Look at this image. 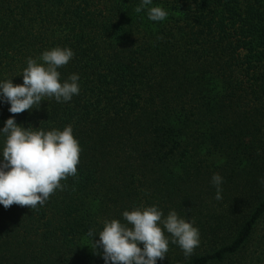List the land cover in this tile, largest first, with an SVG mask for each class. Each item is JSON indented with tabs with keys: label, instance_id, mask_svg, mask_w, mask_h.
<instances>
[{
	"label": "trees",
	"instance_id": "trees-1",
	"mask_svg": "<svg viewBox=\"0 0 264 264\" xmlns=\"http://www.w3.org/2000/svg\"><path fill=\"white\" fill-rule=\"evenodd\" d=\"M139 4L0 0V80L22 84L27 58L55 46L75 53L61 80L80 76L71 101L16 122L72 125L81 148L43 206L0 205V264H104L89 229L153 204L200 232L190 257L169 243L157 264H264V0H153L162 22Z\"/></svg>",
	"mask_w": 264,
	"mask_h": 264
},
{
	"label": "clouds",
	"instance_id": "clouds-1",
	"mask_svg": "<svg viewBox=\"0 0 264 264\" xmlns=\"http://www.w3.org/2000/svg\"><path fill=\"white\" fill-rule=\"evenodd\" d=\"M135 11H146L154 22L165 21L168 16L163 7L153 5V0H140ZM74 55L71 47L55 46L37 58H27L21 72L22 84H14L13 77L0 80V102L8 103V111L13 114L0 127V205L5 209L13 204L31 209L43 206L56 190L64 189L61 180L77 176L81 148L72 125L45 131L25 127L15 119V114L38 109L42 100L54 98L57 103H67L79 95V74L72 73L61 80L58 71ZM258 182L264 185V177ZM211 183L216 188L215 199H222L223 177L214 173ZM121 215L122 220L102 219L101 230L90 228L87 233L104 264H157L167 255L169 243L178 245L188 258L200 244L194 221L179 216L175 210L164 215L153 204L124 210Z\"/></svg>",
	"mask_w": 264,
	"mask_h": 264
}]
</instances>
